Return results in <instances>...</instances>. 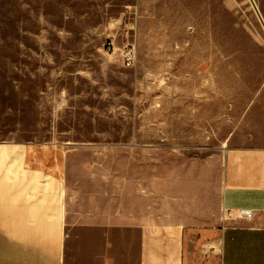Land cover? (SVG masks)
Listing matches in <instances>:
<instances>
[{
	"label": "rangeland",
	"instance_id": "obj_1",
	"mask_svg": "<svg viewBox=\"0 0 264 264\" xmlns=\"http://www.w3.org/2000/svg\"><path fill=\"white\" fill-rule=\"evenodd\" d=\"M244 1L0 0V141L67 144L91 207L160 212L264 81L257 58L222 53Z\"/></svg>",
	"mask_w": 264,
	"mask_h": 264
},
{
	"label": "crops",
	"instance_id": "obj_2",
	"mask_svg": "<svg viewBox=\"0 0 264 264\" xmlns=\"http://www.w3.org/2000/svg\"><path fill=\"white\" fill-rule=\"evenodd\" d=\"M244 2L222 53L261 67L264 0ZM226 141L221 155L190 160L158 213L120 199L91 207L67 144L0 141V264H264V81Z\"/></svg>",
	"mask_w": 264,
	"mask_h": 264
},
{
	"label": "built area",
	"instance_id": "obj_3",
	"mask_svg": "<svg viewBox=\"0 0 264 264\" xmlns=\"http://www.w3.org/2000/svg\"><path fill=\"white\" fill-rule=\"evenodd\" d=\"M136 61H137L136 52L133 49H131V51L128 50V52H126V56H125L126 65L127 66L135 65ZM240 214L244 215V216H251L250 211H241ZM229 215L231 216V213H229Z\"/></svg>",
	"mask_w": 264,
	"mask_h": 264
},
{
	"label": "bare ground",
	"instance_id": "obj_4",
	"mask_svg": "<svg viewBox=\"0 0 264 264\" xmlns=\"http://www.w3.org/2000/svg\"><path fill=\"white\" fill-rule=\"evenodd\" d=\"M50 147V146H49ZM52 150V149H51ZM60 152V151H59ZM59 156V155H58ZM56 160V159H55ZM57 170V169H56ZM53 171V170H52Z\"/></svg>",
	"mask_w": 264,
	"mask_h": 264
}]
</instances>
